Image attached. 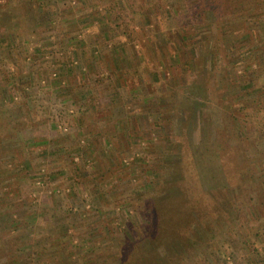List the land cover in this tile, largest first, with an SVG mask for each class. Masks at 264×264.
Segmentation results:
<instances>
[{
	"label": "rangeland",
	"instance_id": "obj_1",
	"mask_svg": "<svg viewBox=\"0 0 264 264\" xmlns=\"http://www.w3.org/2000/svg\"><path fill=\"white\" fill-rule=\"evenodd\" d=\"M0 264H264V0H0Z\"/></svg>",
	"mask_w": 264,
	"mask_h": 264
},
{
	"label": "crops",
	"instance_id": "obj_2",
	"mask_svg": "<svg viewBox=\"0 0 264 264\" xmlns=\"http://www.w3.org/2000/svg\"><path fill=\"white\" fill-rule=\"evenodd\" d=\"M81 69L83 70V68H81ZM112 96L114 97L113 99H112ZM132 96L133 95L131 94V97ZM108 97H109V100L108 101H112L113 100V102H112L113 104H114V101L117 100L115 95H110ZM127 97L129 98V96H127ZM127 97H125L124 99H127ZM135 101L136 100H133L132 99L131 102H129V100H126V101H123L122 100V102H116L115 108L114 107H111V109H112V110L110 109L111 115H109L108 117H112V119L114 120V119H118V118H121V117L126 116V115L129 116V114H130V111L129 110L134 106ZM92 118L94 119V117H92ZM100 120H101L100 118L98 119L95 116V119L92 120V122H91V124L93 125V128L94 129L97 126V128L94 130L95 132L99 131V129H100V127H98V125L102 123V122H100ZM113 120H109V122H113ZM101 125L104 126L105 124H101Z\"/></svg>",
	"mask_w": 264,
	"mask_h": 264
},
{
	"label": "built area",
	"instance_id": "obj_3",
	"mask_svg": "<svg viewBox=\"0 0 264 264\" xmlns=\"http://www.w3.org/2000/svg\"><path fill=\"white\" fill-rule=\"evenodd\" d=\"M55 75V74H54ZM67 111V113H73L74 112V110L72 109V108H68V109H66ZM61 131H67V128L64 126V125H61V124H58V126H57Z\"/></svg>",
	"mask_w": 264,
	"mask_h": 264
}]
</instances>
